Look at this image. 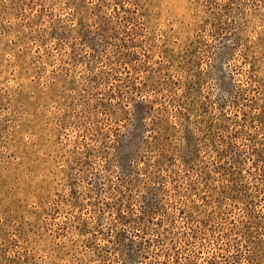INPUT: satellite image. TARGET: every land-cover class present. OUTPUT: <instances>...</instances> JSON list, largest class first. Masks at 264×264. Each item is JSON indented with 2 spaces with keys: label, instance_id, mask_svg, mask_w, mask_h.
<instances>
[{
  "label": "rangeland",
  "instance_id": "1",
  "mask_svg": "<svg viewBox=\"0 0 264 264\" xmlns=\"http://www.w3.org/2000/svg\"><path fill=\"white\" fill-rule=\"evenodd\" d=\"M0 264H264V0H0Z\"/></svg>",
  "mask_w": 264,
  "mask_h": 264
}]
</instances>
